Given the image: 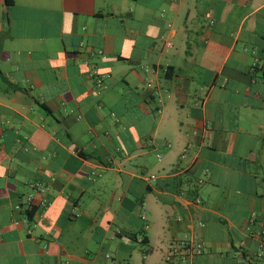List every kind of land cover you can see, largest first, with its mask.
Returning a JSON list of instances; mask_svg holds the SVG:
<instances>
[{
	"label": "crops",
	"instance_id": "1",
	"mask_svg": "<svg viewBox=\"0 0 264 264\" xmlns=\"http://www.w3.org/2000/svg\"><path fill=\"white\" fill-rule=\"evenodd\" d=\"M0 264H264V0H0Z\"/></svg>",
	"mask_w": 264,
	"mask_h": 264
},
{
	"label": "trees",
	"instance_id": "2",
	"mask_svg": "<svg viewBox=\"0 0 264 264\" xmlns=\"http://www.w3.org/2000/svg\"><path fill=\"white\" fill-rule=\"evenodd\" d=\"M4 2H5V4H6L7 6H11V5H13L14 0H4ZM26 214L28 215V217H29L30 219H32L33 216H34V214H35V208H34V209H29V210H27V211H26Z\"/></svg>",
	"mask_w": 264,
	"mask_h": 264
},
{
	"label": "built area",
	"instance_id": "3",
	"mask_svg": "<svg viewBox=\"0 0 264 264\" xmlns=\"http://www.w3.org/2000/svg\"><path fill=\"white\" fill-rule=\"evenodd\" d=\"M255 67H256V66L254 65L253 70L255 69ZM99 86H101V81H99ZM159 159H160V158H159ZM150 179H151L152 181H155V180H156V176L153 175V176L150 177ZM42 205L45 206L44 203H43ZM183 244H184V243H183ZM198 252H200V250H198Z\"/></svg>",
	"mask_w": 264,
	"mask_h": 264
}]
</instances>
